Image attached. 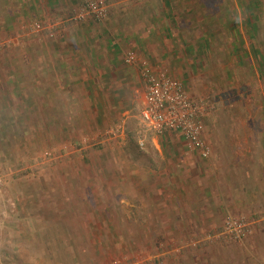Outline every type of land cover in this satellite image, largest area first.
Masks as SVG:
<instances>
[{"label":"crops","instance_id":"crops-1","mask_svg":"<svg viewBox=\"0 0 264 264\" xmlns=\"http://www.w3.org/2000/svg\"><path fill=\"white\" fill-rule=\"evenodd\" d=\"M109 1L110 14L105 27H66L62 40L34 43L22 48V56L16 60L8 59L4 63L15 64L19 71L9 77L19 84L13 91L17 98L20 92L23 96L30 93L39 112H60L64 116L60 128L47 126V132L42 131L39 122L33 127L43 132L38 135L44 144H56L58 139L77 140L81 134L105 124L103 119L96 120L94 112L110 114L115 112L113 109L117 111L119 104L122 110L129 108L125 107L128 101L123 83L131 79L123 69V49L135 52L155 72H167L184 83L193 100L192 83L199 81L196 77L203 73L202 70H210L211 55L215 52V43L211 42V15L215 18L216 7L213 9L206 0ZM87 36L92 38L91 42H87ZM93 62L102 66L97 73L89 69L95 66ZM126 69L136 71L143 85L139 70L128 66ZM97 80L111 82L106 88L111 98L107 105L106 99H102L104 92L98 87L93 92L99 96V102L90 106V100H83L92 89L82 82ZM79 91L80 95L74 94ZM142 96L144 108L145 91ZM54 99L60 102L56 104ZM147 139L143 164L127 160L120 168L111 159L133 157L132 153L138 150L133 138L123 140L117 148L102 146L91 154L96 169L87 168L83 174L96 179L103 189L111 185L102 193L94 192V201L106 203L109 200L102 195L112 194L115 204L116 195V200L120 201L121 185L128 187L132 194L143 189L144 238L149 242L196 241L205 229L218 226L228 210L250 211L258 219L254 235L247 240L248 245L244 248L221 246L223 248L216 252L207 247L200 254L201 264H264V157H185V140L177 130L161 134L151 131ZM149 143L151 149H147ZM87 162L92 165L90 159ZM101 208L107 212V218L110 216L108 209L120 213L115 206ZM119 213H116L117 223L122 220ZM169 256L184 259V254L179 256L178 252L168 253L165 258Z\"/></svg>","mask_w":264,"mask_h":264},{"label":"rangeland","instance_id":"rangeland-1","mask_svg":"<svg viewBox=\"0 0 264 264\" xmlns=\"http://www.w3.org/2000/svg\"><path fill=\"white\" fill-rule=\"evenodd\" d=\"M206 2L213 9L216 7V15L222 18L221 1ZM229 3L232 4L230 0ZM236 3L239 4V0ZM252 4L261 6L264 0H252ZM1 5L2 0L0 10L3 12ZM60 22L53 19L48 24L44 23L45 32L50 35ZM4 26L0 24L1 49L10 47L14 41L19 42L31 31V28H24L22 33L8 32ZM217 26L221 27L222 21ZM44 27L36 33H42ZM218 27L214 25L210 29L211 42L215 43V52L211 51L213 63L210 70H202L203 73L196 77L199 81L192 83L194 102L202 105L204 111L203 136L211 148L209 157H254V143L260 136L259 126L262 127L258 119L262 106L255 97L264 94V79H257L258 74L246 62L248 58H254L250 40H253L255 28L244 27L240 32H232L230 36V32L226 34V31ZM222 31L225 39L222 38ZM4 43L7 44L4 46ZM243 45L248 48V58L242 56L243 59L239 61L238 50H244ZM262 47L264 49V42ZM126 51L123 49L121 52L123 56ZM124 65L138 70L135 65ZM125 66L124 72L131 79L123 83V92L128 101L125 107L129 108L122 110L123 106L119 104L117 111L112 108L115 112L110 114L94 112L96 120H105L103 128L100 126L81 134L77 140L56 139V144L48 145L43 143L40 135H33L31 127L27 136L12 137V141L4 140L0 145V264H145L147 260L155 259V247L152 244L156 245L157 241L149 242L144 238V190L132 194L128 187L121 185L118 190L120 201L116 200L117 195L115 204L112 194L107 197L102 195V198L109 201L98 204L94 201V192L102 193L111 185H105L103 189V185L97 184L96 179H89L83 174L87 168L92 171L96 169L91 154L102 146L117 148L126 139L137 141L135 144L138 150L132 153L133 157L111 159L120 168L126 165L127 160L137 164L145 162V145L150 132L154 130L142 119L144 90L140 78L136 71L131 72ZM94 69V73H97L102 68ZM237 75H240V84ZM104 101L107 105L108 100ZM92 103L96 104L94 101ZM185 144V157H203L199 151ZM147 149H151L150 143ZM89 159L92 161L90 166L87 162ZM108 205L109 208L115 206L120 213L108 209L110 216L107 218V212L101 207ZM243 210H228L227 214L245 217L251 228L246 240L230 237L226 232L227 218L224 216L218 226L205 229L204 234L196 238V242L203 246L218 243L217 247L211 244L213 252L222 249L221 246L244 248L248 245L249 237L255 233L258 218L252 216L250 211ZM116 213L122 217L120 223L116 222ZM139 236L143 237L140 239ZM139 239L147 244L140 245ZM128 241L136 242L137 245L129 247ZM163 245L166 248L161 250L166 251L160 255L164 253V256L187 246L185 242H164Z\"/></svg>","mask_w":264,"mask_h":264},{"label":"trees","instance_id":"trees-1","mask_svg":"<svg viewBox=\"0 0 264 264\" xmlns=\"http://www.w3.org/2000/svg\"><path fill=\"white\" fill-rule=\"evenodd\" d=\"M85 1L87 0H2L1 8H3V12L0 10V24L3 23L5 25L4 28L8 30V32L12 31L14 33H22L24 32V28H31V31H29L27 35L24 36L19 42H12L9 45L10 47L7 48L6 46L3 49L0 48V145L3 144L4 140L12 141V137L21 138L27 136L31 127L38 125V122L42 125L41 130L46 132L47 126H56L59 128L62 126L64 117L63 114L60 112L52 114L47 112L45 113V111L39 112L38 108L34 107L33 105L32 94L26 93L23 96V94L21 95L20 92V95H18L19 97H16L17 95H15L13 91L15 92L19 84L17 81H12L9 79V77L11 74H18L19 71H17V66L15 64L4 63H6L8 59L16 60L18 57L22 56V48L33 46L34 43L41 41L49 43L48 40H52L54 42L62 40L64 38L63 35H65L64 31L66 30V27H105L106 25L104 23H108L107 21L109 20V7L108 14L104 19H99L93 15H89L83 20L76 18V12L83 6ZM103 1L107 4V6H110L109 0ZM219 1L222 3L223 16L221 18L219 15H216L215 18H213L211 15V23H213L212 26L216 25V27H218V22L222 21V26L218 28L226 31V34L227 32H230V36H232V32H240V29L242 30L244 27L248 29L255 28L253 32V40H250L254 58L249 59L247 57L248 48L245 45L242 46L244 50L240 49L242 50L241 53L240 50H238L237 56L239 61L243 59L242 56L244 58L247 57L248 60H246V62L248 63L249 67H251L253 71H256L258 74L256 78L264 79V49L262 47V43L264 42V4L261 6H254L252 4V0H239V4L236 3V0H230L232 4L229 3V0ZM53 19L60 20L62 22H60V25L55 27L52 30V33L48 35V33L45 32L46 30L44 23L48 24ZM42 26L44 27L43 32L40 34L36 33V31H38L39 28H42ZM32 30H35V32ZM223 31L222 38L225 39L226 36ZM12 32L7 34H12ZM86 40L87 42H91L92 38H88L87 36ZM109 40L112 41L111 39ZM5 44L7 43H4V46ZM93 64L95 65L94 67L96 69L102 68L99 64L97 65L96 62H93ZM94 67L89 68L91 72L95 70ZM238 74L242 75L240 72ZM240 75H237V78L240 77ZM237 82L240 84L242 81L239 80ZM82 83L83 85H89V90L92 89V91H89L87 96L84 95L85 97H83V100L88 99L92 102H99V96L93 92L95 87L100 88V91L104 92V98L106 100L110 99V94L107 93L109 90L106 89L110 83L109 80L107 83L101 80H97V82L93 83L91 81L88 83ZM81 93V91L74 92L76 95H80ZM76 98H74V100ZM255 99L257 103L259 102V104L262 106V111L258 114V119L262 127L259 126L260 136L257 137V141L254 143L255 153L253 156L264 157V94H259L258 97H255ZM54 102L58 104L60 100L56 99L55 101L54 99ZM92 102L90 104H92ZM32 129L33 135L43 134V132L39 131V129ZM45 134L48 135V133ZM47 144H49V142H47ZM229 215L230 214L226 215L227 219L225 224L230 217H235ZM250 232L251 228L249 224V231L243 239L246 240V238L250 235ZM139 237L141 239L143 236ZM140 239L138 240L140 245L147 244V242H144ZM185 243L187 244L185 248L180 247V249H178L179 256L184 254V259L174 256L165 258V256L160 255L162 252L161 249L166 248L163 247L164 242L157 241L156 245L152 244V246L155 247V259L147 260L145 264H201L203 258L200 254H202V250H207V247L213 248V246H218V243L213 242L208 244V246H203L202 243L196 242L195 239H188L185 241ZM238 243L242 244L241 242ZM127 244L129 247H132V245H137L136 242L129 241ZM196 254H198V256H196Z\"/></svg>","mask_w":264,"mask_h":264},{"label":"built area","instance_id":"built-area-1","mask_svg":"<svg viewBox=\"0 0 264 264\" xmlns=\"http://www.w3.org/2000/svg\"><path fill=\"white\" fill-rule=\"evenodd\" d=\"M108 14L103 0H87L76 12V18L83 20L89 15L104 19ZM2 43L0 42V48ZM124 63L135 65L139 70L145 91V107L142 119L156 133L167 130L180 131L187 145L204 158H209L211 148L204 139L205 125L202 105H197L184 84L175 80L167 72H155L150 65L131 50L124 54ZM249 231L245 218L230 217L226 222V232L231 237L243 239Z\"/></svg>","mask_w":264,"mask_h":264}]
</instances>
